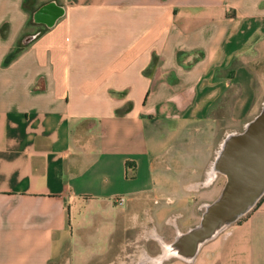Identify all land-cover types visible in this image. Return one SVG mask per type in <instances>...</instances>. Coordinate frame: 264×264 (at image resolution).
Instances as JSON below:
<instances>
[{
	"label": "crops",
	"instance_id": "crops-1",
	"mask_svg": "<svg viewBox=\"0 0 264 264\" xmlns=\"http://www.w3.org/2000/svg\"><path fill=\"white\" fill-rule=\"evenodd\" d=\"M261 60L264 0H0V264H155ZM193 256L160 264H264V196Z\"/></svg>",
	"mask_w": 264,
	"mask_h": 264
},
{
	"label": "water",
	"instance_id": "water-1",
	"mask_svg": "<svg viewBox=\"0 0 264 264\" xmlns=\"http://www.w3.org/2000/svg\"><path fill=\"white\" fill-rule=\"evenodd\" d=\"M217 167L226 181L193 228L194 247L200 239L206 241L215 236L217 233H212L223 220L228 219L229 225L247 213L264 193V103L243 131L225 138Z\"/></svg>",
	"mask_w": 264,
	"mask_h": 264
},
{
	"label": "bare ground",
	"instance_id": "bare-ground-1",
	"mask_svg": "<svg viewBox=\"0 0 264 264\" xmlns=\"http://www.w3.org/2000/svg\"><path fill=\"white\" fill-rule=\"evenodd\" d=\"M235 133H229L227 135L231 136L234 135ZM225 140V139H224ZM224 144V141L221 143L220 149L218 150L211 166L210 169L208 171V178H207V182L206 185H209L216 177L218 171V167H217V160L219 157V152L222 148ZM209 204H205V206L208 207ZM228 223V219L223 220L217 227L216 229L213 231L212 235L218 233L219 231H221L224 227H226ZM193 229L189 232V233H179L178 237L176 239L175 242H173V244L168 245L167 243L161 241L162 246H163V251L162 253H160L154 260L155 264H160L164 259L170 257V256H176L179 258H184L186 260H192L193 259V255L196 252L197 247L200 245V243H202L204 241V239H200L199 241H197V245L194 247V243L191 242V237H193ZM192 243V244H191Z\"/></svg>",
	"mask_w": 264,
	"mask_h": 264
},
{
	"label": "rangeland",
	"instance_id": "rangeland-1",
	"mask_svg": "<svg viewBox=\"0 0 264 264\" xmlns=\"http://www.w3.org/2000/svg\"><path fill=\"white\" fill-rule=\"evenodd\" d=\"M259 65L260 66L258 67V71H259L260 74L258 75V80H257L256 101H255L254 107L252 109V112H251L252 114L250 116L249 121H251L261 111L263 103H264V60L259 61ZM245 126L238 127L236 130L233 131V133H239V132L243 131ZM225 181H226L225 176L222 173L218 172L216 177H215V179L209 185L217 186L218 188L219 187L221 188V187L224 186ZM263 196H264V193L259 197V199L257 200L256 204L247 213H245L244 215H242L237 220H235V221H233L231 223H235L236 221L242 220L244 218V216H246V214H248L251 210H253L254 207L257 205V203L259 201H261ZM208 204H210V203H208ZM205 208H206V206L202 205L201 209H199V213H203ZM144 252L145 251L143 250V248L139 247V250L137 252L138 253V255H137L138 257L136 259H134V261H132L130 264H138V262L141 260V256L143 255ZM174 263L175 262H173L172 264H174ZM127 264H129V263H127ZM145 264H153V263L149 262V263H145ZM170 264H171V262H170ZM186 264H188V262H186Z\"/></svg>",
	"mask_w": 264,
	"mask_h": 264
},
{
	"label": "built area",
	"instance_id": "built-area-1",
	"mask_svg": "<svg viewBox=\"0 0 264 264\" xmlns=\"http://www.w3.org/2000/svg\"><path fill=\"white\" fill-rule=\"evenodd\" d=\"M113 201H114V203L115 204H117V205H122L124 202H125V196H123V195H118V196H116V197H114L113 198ZM174 217L170 220V222L171 223H173L174 222Z\"/></svg>",
	"mask_w": 264,
	"mask_h": 264
},
{
	"label": "trees",
	"instance_id": "trees-1",
	"mask_svg": "<svg viewBox=\"0 0 264 264\" xmlns=\"http://www.w3.org/2000/svg\"><path fill=\"white\" fill-rule=\"evenodd\" d=\"M11 57H12L11 55L7 56V58L5 59V62H8V61L10 60ZM259 202H260V201H259ZM259 202L257 203L256 206L259 205ZM256 206L254 207V209L256 208Z\"/></svg>",
	"mask_w": 264,
	"mask_h": 264
}]
</instances>
